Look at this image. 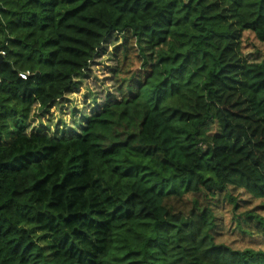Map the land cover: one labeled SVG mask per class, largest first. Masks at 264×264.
Here are the masks:
<instances>
[{
    "label": "trees",
    "instance_id": "1",
    "mask_svg": "<svg viewBox=\"0 0 264 264\" xmlns=\"http://www.w3.org/2000/svg\"><path fill=\"white\" fill-rule=\"evenodd\" d=\"M113 34L117 97L26 135ZM0 52V264H264L212 204L264 202V0H0Z\"/></svg>",
    "mask_w": 264,
    "mask_h": 264
},
{
    "label": "rangeland",
    "instance_id": "2",
    "mask_svg": "<svg viewBox=\"0 0 264 264\" xmlns=\"http://www.w3.org/2000/svg\"><path fill=\"white\" fill-rule=\"evenodd\" d=\"M121 42L119 34L111 35L91 60L85 74L73 80L72 86L62 98L45 109L34 105L25 123L26 135L52 136L62 132L67 134L70 130L77 132L95 107L115 99L117 93L113 71L117 60L113 51ZM2 141L5 142V139ZM228 196L234 201H230ZM212 204L217 216V227L214 230L217 242L236 249L259 245L260 229L256 219L246 216V212L263 215L262 200L250 197L241 189L228 187L212 199Z\"/></svg>",
    "mask_w": 264,
    "mask_h": 264
},
{
    "label": "built area",
    "instance_id": "3",
    "mask_svg": "<svg viewBox=\"0 0 264 264\" xmlns=\"http://www.w3.org/2000/svg\"><path fill=\"white\" fill-rule=\"evenodd\" d=\"M2 55H4V52H0V56H2ZM21 75V77H25V75H23V74H20Z\"/></svg>",
    "mask_w": 264,
    "mask_h": 264
}]
</instances>
